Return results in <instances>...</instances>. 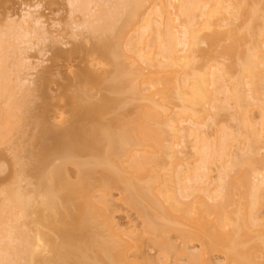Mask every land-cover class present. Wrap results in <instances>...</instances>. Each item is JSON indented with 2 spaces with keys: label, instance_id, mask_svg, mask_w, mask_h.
<instances>
[{
  "label": "bare ground",
  "instance_id": "6f19581e",
  "mask_svg": "<svg viewBox=\"0 0 264 264\" xmlns=\"http://www.w3.org/2000/svg\"><path fill=\"white\" fill-rule=\"evenodd\" d=\"M66 2L71 12L68 23L76 25L72 27V35L78 37L76 35L85 30L96 38L94 50L114 67V73L108 70L98 73L89 67L79 69L74 72V78L69 75L71 79L67 84L70 86L66 85V89L74 86L76 90L72 95L66 94L63 104L71 103L74 118L63 123H49L44 117L34 120L41 134L38 138L37 135L32 137L35 142L39 139V149L36 164H31L38 171L32 172V166L26 165L39 178L36 184L29 181L35 185L33 189H26L27 183L26 186L21 184L27 177L25 172L31 173L25 169V163L16 162L21 157L16 151L15 164H19L21 174L17 175L18 171L12 184L0 188V264H142L139 258L131 260L128 256V248L132 246L129 233L114 227L111 210L116 201L91 195L92 188L97 185L108 189L120 187V184H123L120 190L127 195L125 200L144 217L149 232L158 230L161 236L160 229L169 231L162 232L163 235L169 233L164 238L154 236L152 239L155 244H163V251L173 249L172 252L180 254L183 250L187 264H213L211 250L223 253L226 260L232 259L234 264H263L259 260L264 257V220L260 216L261 221L255 211L258 212L264 198V169L257 163L264 165V158L257 161L254 154L264 148V124L255 128L246 119L249 105L257 102L260 105V99H264L260 90L264 84V54L256 42L263 33L264 16L260 14L258 3L251 4L249 0ZM76 13L80 14V21H76ZM239 19H244L242 27L237 26ZM259 19L262 22L259 23ZM11 20L8 24L14 28L0 31V142L10 131L21 129V125L20 132L25 131L21 122L29 114L31 97L39 92L38 83L28 78L31 74H27L28 77L20 75L19 59L16 60L19 66L15 64V68L8 59L16 49L20 53L23 48L19 50V46L33 41V36L39 38L40 35L42 44L52 39V33L43 28L45 21L41 14L27 11L20 19L13 17ZM223 28L227 29L225 35L231 42L222 46L221 53L232 57V62L214 66L207 61L197 66L196 52L208 51L201 47L202 44L212 47L224 34ZM130 30L133 34H128L125 49L121 48L120 39ZM205 31L214 33L203 37ZM7 36L22 43L10 41ZM242 38L247 39V47L233 57L235 42ZM81 46L66 51L56 48L53 57L75 59L85 48L89 50ZM8 63L12 67H8ZM110 72L113 73L110 88L120 97H103L101 102H95L97 95L91 92L95 87L93 83L107 80L103 74ZM141 75H147L142 76L148 81H144L145 85L139 83ZM221 93H225L223 100L218 96ZM128 96L142 101L139 107H145L144 119L138 124L120 125L107 120L104 115L109 108L116 102H127ZM172 99L178 101L175 106ZM231 107L235 110L230 116L238 121L235 129L238 126L240 133L243 131L248 138L247 145L237 146L235 152H231L234 142L243 134H233L231 142L226 140L227 135L232 136L227 130L226 133L221 130V138L212 141L203 130L201 133L207 120L217 118L215 110ZM203 113V119L209 115L204 123L201 122ZM189 137L193 138L191 152L187 151ZM257 144L262 147L258 149ZM132 147H142L143 154L139 152L135 154L139 156L127 158ZM123 157L130 160V167H123L120 161ZM214 164L218 171L213 179ZM235 167L245 169L233 176ZM95 178L97 185L92 181ZM173 181L177 185L173 191L168 192L166 187L154 190L156 184L166 186ZM213 183L215 186L211 187ZM240 185L249 186L250 208L241 201ZM186 198L190 201H182ZM232 205H236L234 210L227 211V206ZM211 215H215L214 218ZM172 231L178 232V238L183 241L199 242L200 253L191 252L189 245L180 246V249L176 239L173 241L170 236ZM227 261L220 264H230Z\"/></svg>",
  "mask_w": 264,
  "mask_h": 264
},
{
  "label": "rangeland",
  "instance_id": "374dc122",
  "mask_svg": "<svg viewBox=\"0 0 264 264\" xmlns=\"http://www.w3.org/2000/svg\"><path fill=\"white\" fill-rule=\"evenodd\" d=\"M249 2H251V4H253V2L258 3V5L261 8L260 14L264 16V0H249ZM66 3H67L66 0H0V31H2V30L6 31V29L9 30V28L10 29L14 28V25L12 26V25L8 24V21L11 22L12 21L11 18H13V17L20 19L24 13H26L27 11H31L33 13L41 14L44 16L45 26L43 28L46 30L48 29L47 31L48 32L50 31L49 32L50 34L52 33L51 34L52 36H50V37H52V39L49 38L48 41L46 40L47 42L44 40L43 44H42V41H40V35H39V38L38 37L35 38L33 36L31 38V39H33V41L31 40L32 44H31V42H28L26 44L23 43L22 45L19 46V50L21 47L24 49V50L23 49L21 50V51H23V53H22L23 56L21 55V51L19 53L18 49H16L17 50L16 53H13L11 59H8L9 63L11 62V65L14 64V65H12V66H14V68H15V64H16V66H19V64H20V70H18V69H16V70H18L20 75H22L23 77H25V75L28 77L27 74H29V75L31 74V76L28 78L30 80H35L34 83L35 82H36V84L38 83V86L37 85L36 86L39 88V89L37 88V91H39V92L36 93L35 97H31L32 102L31 103L29 102L30 103L28 106L29 108H27V111L29 114L25 113L26 115L25 114L24 115L27 117L24 119V121L21 122V124H24V126H25V128H23L25 131L23 130L24 132L21 133L22 132L21 131L22 125L19 123V125H21V127H20L21 129H19V130L16 129L14 131L12 130L13 131L12 133L10 131V134H6V136L4 137V140L0 142V180L4 182L3 183L0 181L1 182L0 184L3 183L0 186V188L5 186V184H7V185L12 184L13 179H14L16 173H18V171H19V174H17V175L21 174V172H20L21 168L18 166L19 164L18 165L15 164V161L17 158L16 157L17 152L20 153L21 157H20V159L18 158L19 160H17L16 162L19 163V161H20V163H25L24 167L26 170L29 169V166H27V165H31L32 166L31 167L32 172L36 171L35 168L33 169V167L36 164V160H37V151L39 149L38 148L39 147V144H38L39 139L37 142H35L36 140L34 141V139L32 137L37 135L36 137L38 138V135L40 136L41 131L39 128L35 127L34 123L36 121L34 122V120L39 121L42 117H44L49 123H53L56 121L63 123V121L66 122V119L71 120V118H74V115L72 114L71 103L68 102L66 105H63L66 103V94L72 95L76 90L74 86H72L74 88L70 87V88L66 89V85L70 86V85H68L69 84V81H68L69 78L70 79H71V77L74 78V74H75L74 72L79 71V69H81V68H87V67H89L90 70L91 69L94 70L95 72L96 71L97 72L98 71L103 72V70H108L111 72L114 71V67L110 66V64H108L109 62H107L106 60L105 61L102 60L100 58V56L98 55L97 51L94 50V44L98 41L96 38L91 37V34H88L87 31L84 32L85 30H83V31L81 30L79 32V33H81L80 34L81 36L79 34L76 35L78 37H75L74 34L72 35V31H73L72 27L73 26L75 27L76 25L73 24V26H72L71 24L68 23L69 18L71 17V12L69 13V7L67 6L68 4L66 5ZM76 15H75L77 17L76 21L77 20L80 21V19H81V18L79 19L80 14L76 13ZM75 16H73V18ZM227 16H229V15H227ZM258 22L260 23V22H262V20L259 19ZM243 23H244V19H239L237 21V26L242 27ZM120 24H122V23H119V25ZM77 29L79 30V28H77ZM223 29H221V30L223 31L224 34L221 36V38L218 41H216L215 44H213L212 47H210V45L207 43L202 44L201 47L207 49L208 51H206L205 53L202 51L196 52L197 59H198L197 64H196L197 66H201L202 64L206 63L207 61H209V63H212V65H214V66H216L220 62L221 63L223 62L224 64L232 62V57L227 56V55H223L221 53L222 46L229 44L231 42L230 39L227 37V35H225L227 29L226 28H223ZM225 29H226V31H225ZM262 30H263V33L257 37L256 42L259 44L258 45L259 50H261V53L264 54V26H263ZM163 31L168 34V30L165 27H163ZM76 32H77V30H76ZM39 33H40V31H39ZM70 33L72 36L70 35ZM131 33L133 34V30L126 32L124 34V35H127L126 37L124 35L122 36V38L120 39V44H122L123 46L120 45V47L122 46L121 48H124L126 46L125 45V43L127 42L126 40L128 39V37H130V36H128V34L130 35ZM213 33H214L213 31H205L203 33V37H207L208 35H211ZM164 35H166V34H164ZM4 37L6 39L5 35H4ZM10 37L7 36V39L8 38L10 39ZM87 37L90 39H88ZM37 38L39 39L40 43H39ZM165 38H167V35ZM13 39H10V41L15 42L17 40L16 39L14 41ZM246 41H247V39L242 38L239 41L235 42V51H234L233 57L236 56L237 54H239L241 51H243L247 47V45L245 43ZM20 42H21V40H20ZM81 44H82V46L85 45V47H87V48H89V50L90 49L91 50L87 51V49L85 48V50H82L84 52L81 51L80 54L77 57H75V59L69 58V60H66V58L56 59L53 57V52L56 48H61V49L66 51V50L71 49L73 47L75 48L76 46L79 48V45H81ZM83 47H82V49H83ZM179 47H181V46H179ZM10 55H11V53H10ZM14 55H16V58H17V59L15 58V60H13L15 57ZM18 59H19V62H18L19 64L17 65L16 60H18ZM12 61H14V63ZM11 65L9 64L8 67H12ZM34 67H37V68L34 69ZM110 73L109 74L107 73L108 75H105L106 73L103 74V77L105 76L107 80H103L102 82L95 81L93 83V85L95 87L91 92H93L97 95L96 98H94L95 102L96 101L101 102L103 97H109V98L120 97L116 92H113L110 88L112 83H113V81H110L111 80L110 77H112L111 75H113L114 72L111 74ZM101 75H102V73H101ZM15 76H16V74H15ZM66 76L68 77V79H66L67 78ZM107 76H109L110 79ZM142 76H144V75H141L142 79L139 78V80H140L139 83L143 82L142 84L145 85L144 81H147V80H145L144 77L147 75H145L144 77H142ZM183 78H184V76H183V74H181L180 75V81L181 82L184 80ZM142 84L140 83V85H142ZM93 85H90V86H93ZM32 86L34 87L35 84ZM263 86H264V84H262L261 89H260L263 92L262 93L260 91L263 96L259 95V97L260 96L264 97V87ZM34 90L36 91V88H34ZM35 91H33V92L35 93ZM43 93H46L47 95L44 96ZM224 95H225V93L224 94L221 93L220 95L218 94V96H219V98H221V100H223L225 98ZM125 96L127 97V95H125ZM129 96H131V95H129ZM129 96L127 99H125V101L127 100V102H121L120 101V102L114 103L113 106H111L109 108L108 113H106V115H104L105 118H108L107 120L111 119L112 121H115L119 125L122 123H127V122H129V123L132 122L130 124H138L137 122L140 123L144 119L142 117V113H143V111H145V107L141 106L143 109L141 107H139V104L141 105L140 102H142V101H139L140 100L139 98L133 96V97H131L132 98L131 99V98H129ZM29 97H30V95H29ZM29 97L27 99H28V101L29 100L31 101V99H29ZM121 99H123V98L121 97ZM57 102H60L61 104L57 103ZM50 103H51V105H50ZM56 103L60 104V105H57ZM172 103H173V106H175V104H177L178 101L176 99H172ZM262 103L264 104V99H262V100L260 99V103H259L260 105H258V102H257L255 105L254 104L249 105V107H248L249 110L247 109L249 112V113L247 112L249 116L246 117V119L248 118V122H249V124H251L250 126H254L255 128H260L261 124H262V126L264 124V107H262L263 108V111H262V108H261V106H263ZM52 104H54V105L52 106ZM61 105L64 107H62ZM142 105H143V103H142ZM234 110L235 109L232 107L230 109H224V110L223 109H217V110H215L216 113L218 111V113H217L218 115L214 121H213V117L211 118V116H210L211 119H209L208 118L209 115L206 114V117H207L206 119H209L210 120L209 122H208V120H207V122H205L206 119H203V116L205 117V113H203V115L201 114L202 115L201 122L207 123V126H206V124H204L203 129H201V133L203 130L205 132V133L203 132L204 135L205 136L209 135L210 137L208 136V138L212 141V139L215 140V139H219V137L221 138V134H223L222 131H224V133H226L228 131V133H232V136L227 135L226 140H231V139L233 140L234 139L233 134L240 133L238 126H237V129H235L236 128V122H238V121H235L233 119V117L230 116L231 115L230 113L234 114L233 113ZM24 111H25V109H24ZM241 112L242 111H240V113ZM243 113L244 112H242L241 114H243ZM30 114H32V115H30ZM133 121H135V122H133ZM242 130L243 129H241V131ZM135 132L138 133L137 130H135ZM245 133H246V131H245ZM240 134H243L244 136L240 135L238 137L239 140L236 139V141L234 142L235 144L233 143L234 145L232 147V148H234V150H232L230 148V150H232L231 152H235L237 150V146L243 147V146L247 145V144L245 145V142H247V140H248L246 134H244L243 131ZM244 137H246L247 139H245ZM191 138L192 137H189L190 140L187 139V142H188L187 151H190V152L193 149L192 148L193 147V145H192V139L193 138L192 139ZM242 139H244L245 141H243ZM232 140H231V142H232ZM191 145H192V147H191ZM258 146L259 145L257 144L256 147H258ZM259 147L261 148L262 146H259ZM259 147H258V149H259ZM136 149H138L140 151H138ZM176 149H179L177 145H176ZM131 150L132 151H130V156H127V158L130 157L129 159H131V156H134V158H135V156L137 157L139 155H142L143 153L141 151L144 149L142 147H132ZM257 151L258 150H256V152ZM139 152H141V154L135 155V154H138ZM256 152L254 154V156L255 155L256 156L255 157L253 155L252 156L255 159H257V161H261L260 159L263 160L264 148H261V150L258 152V154H256ZM179 155H180V157H182V154H179ZM153 156H154V154H153ZM154 157H151V158H154ZM125 158L123 159V161H122V158L120 159L123 167H127V166L131 165L129 163L130 160L129 159L127 160V158L126 159ZM161 158H162V160H164V159L166 160L167 157L166 158L161 157ZM255 159H254V161H255ZM118 162H119V160H118ZM31 163H33L34 165ZM257 163H259L260 167L262 169H264L263 168L264 165L260 164V162H257ZM68 164H69L68 167L72 166V165H70L71 163H67V165ZM155 164H153V166L157 170V167H156L157 165L155 166ZM21 165L23 166V164H21ZM149 166H152V165H149ZM257 168L259 169V166ZM73 169L74 168H72V170ZM244 169L240 168V167H237V168L235 167L232 170L231 175L237 176L236 172H238V170H244ZM161 171H162V169H161ZM216 171H218L217 170V164H214L213 165V171L211 173L212 178L217 176ZM29 172L31 173V175L26 171L25 174L27 177H25V175H23L26 179L23 178L24 181L21 182V184L25 185L27 183L26 189H28V188L33 189V187L35 185H33L32 183H34V184L37 183L39 175L38 174L37 175L32 174L31 170ZM68 172L72 173V171H70V170ZM163 173H165V171ZM163 173L161 172L160 174L162 175ZM72 175H74V174H72ZM163 177H165L164 174H163ZM163 177L161 178L162 181L165 180V178L163 179ZM21 178H22V176H21ZM96 179L97 178H95L92 181H94V184L97 185L98 182ZM213 179H211V180H213ZM21 181H22V179H21ZM29 181H31L32 183L30 182L31 183L30 184ZM214 182H217V180H215ZM28 184H29V186H28ZM213 184L211 185V187L215 186V183H213ZM120 185H121L120 187H119V185H117V186H114V187H111L108 189H104L101 186L97 185V186L92 188V194L91 195H92V197L93 196L97 197L98 195L99 196L102 195V196H105V198H108V200L113 199L116 201L114 208L111 210L112 221L114 223V227H118L122 230H125L130 235L129 239L132 243V246H130L128 248V256L131 260H135L136 258H139V260L141 261L142 264H152V263H154V264H161V263L187 264L188 261L185 258L186 255L184 257L183 250L179 251L181 249L180 246H183L182 248H184V247H186V245H189L192 248L191 252L200 253L201 246H200L199 242L198 243L192 242V241L189 242L188 239H187L188 242H186V240L183 241L180 238H178V237H180V234H178V232H175V231H172L170 233V236L172 235L173 241H175V239H176L175 243L177 244V246L180 247V249L178 248L179 249L178 251L180 254H178V252H172L173 249H170V251H168V252H166L168 249L163 251V249H164V247L162 246L163 244H161V243H160V245L155 244L154 243L155 239H154V241H152V239L154 236H156L154 238H157V239L158 238L160 239L161 237L164 238V235L167 236V234L169 235V233L163 235L162 232H167L168 230L164 229L165 230L164 231L163 228L160 229L161 231H159V232L163 236L159 235L158 230H156L157 234L155 232H153V230H150L151 232H149V230L147 229L148 225H147L144 217L139 213V211L136 208H134L133 206H131L130 204L127 203V200H125V197L127 196L126 193L124 194L120 190V188H122L123 184H120ZM156 186L158 187V188L154 187V190L156 189V191H158L159 188L164 189V187H166L168 192H170V190L173 191L175 188H177V185H176V183H174V181L168 182L166 186L165 185L164 186H162V185L158 186V184H156ZM238 187H239L238 188L239 192L243 196V199H241V201L245 203L244 206L246 208H250V203H248V201H249L248 198H250V196L248 197V193L250 195V192L248 191L249 186L242 187L240 185ZM262 188L264 189V187H262ZM156 191H154V192H156ZM263 194H264V192H263ZM262 195H261V198L263 197ZM262 199H261L262 205H260L258 207L259 208L258 212H257V210L255 211V213L259 217L260 216L264 217V198H262ZM182 201L188 202V201H190V199L186 198L185 200L182 199ZM211 203L215 204L216 202L214 201V203H213V201H211ZM113 204L114 203L112 201V205ZM248 204H249V207H248ZM235 207H236V205L235 206H233V205L227 206L226 210L232 211V210H234ZM109 208H110V206H109ZM214 216L215 215H211V218H214ZM231 216L234 217V215H231ZM263 217H262V219L264 220ZM262 219L260 217L261 221H263ZM97 229H98V227H97ZM156 242L159 243L158 240ZM250 244H253V243L251 242ZM136 247H138V249H136ZM169 252H170V254H168ZM186 252L189 254L191 253L188 251H186ZM181 254H183V256H181ZM222 254L223 253H221L219 251L211 250L210 251V260L212 261V263L213 264H220L221 262H226L227 260L224 257V254L223 255ZM263 258L264 257H261L259 261L263 262V264H264ZM227 263L234 264V261L232 259H229L227 261Z\"/></svg>",
  "mask_w": 264,
  "mask_h": 264
}]
</instances>
